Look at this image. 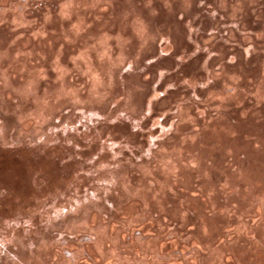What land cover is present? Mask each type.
Wrapping results in <instances>:
<instances>
[{
    "label": "rangeland",
    "instance_id": "1",
    "mask_svg": "<svg viewBox=\"0 0 264 264\" xmlns=\"http://www.w3.org/2000/svg\"><path fill=\"white\" fill-rule=\"evenodd\" d=\"M0 264H264V0H0Z\"/></svg>",
    "mask_w": 264,
    "mask_h": 264
},
{
    "label": "trees",
    "instance_id": "2",
    "mask_svg": "<svg viewBox=\"0 0 264 264\" xmlns=\"http://www.w3.org/2000/svg\"><path fill=\"white\" fill-rule=\"evenodd\" d=\"M57 163H59V162H55V164H57ZM60 169V167L58 168V170ZM49 172V171H48ZM51 172V171H50ZM51 174V173H50ZM47 176H49V173L47 174ZM51 176V175H50Z\"/></svg>",
    "mask_w": 264,
    "mask_h": 264
},
{
    "label": "bare ground",
    "instance_id": "3",
    "mask_svg": "<svg viewBox=\"0 0 264 264\" xmlns=\"http://www.w3.org/2000/svg\"><path fill=\"white\" fill-rule=\"evenodd\" d=\"M68 161V160H67Z\"/></svg>",
    "mask_w": 264,
    "mask_h": 264
}]
</instances>
